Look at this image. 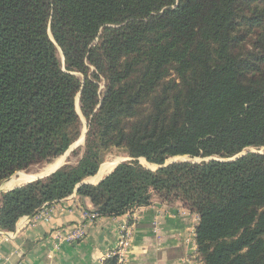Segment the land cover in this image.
Returning a JSON list of instances; mask_svg holds the SVG:
<instances>
[{"label":"trees","instance_id":"16d2710c","mask_svg":"<svg viewBox=\"0 0 264 264\" xmlns=\"http://www.w3.org/2000/svg\"><path fill=\"white\" fill-rule=\"evenodd\" d=\"M78 98L81 159L0 193L1 231L75 193L108 218L157 199L199 217L203 264H264V0H0V184L80 139Z\"/></svg>","mask_w":264,"mask_h":264},{"label":"crops","instance_id":"0c3cea01","mask_svg":"<svg viewBox=\"0 0 264 264\" xmlns=\"http://www.w3.org/2000/svg\"><path fill=\"white\" fill-rule=\"evenodd\" d=\"M116 158H121L122 163L128 159L120 155L113 157ZM67 159L64 157V161ZM20 173L1 183L0 192L26 185L29 181L7 190ZM96 176L86 182L99 184L102 180L93 182ZM94 211L89 198H80L75 193L35 217L21 218L13 232L0 230V264H104L114 257L112 254L124 231L130 237L128 257L132 264H203L196 245L199 217L179 204L167 205L156 199L150 206L120 217H99L92 224L86 220L85 213ZM76 227L86 231L82 241L70 243L62 239Z\"/></svg>","mask_w":264,"mask_h":264},{"label":"built area","instance_id":"2783aa9c","mask_svg":"<svg viewBox=\"0 0 264 264\" xmlns=\"http://www.w3.org/2000/svg\"><path fill=\"white\" fill-rule=\"evenodd\" d=\"M85 218L89 223H94L99 216L94 212H86ZM86 236V231L83 227H76L74 230H70L62 237L63 240L75 243L82 241ZM130 248V237L127 232H122L117 250L112 254V256L117 257V264H132L128 257Z\"/></svg>","mask_w":264,"mask_h":264},{"label":"rangeland","instance_id":"374dc122","mask_svg":"<svg viewBox=\"0 0 264 264\" xmlns=\"http://www.w3.org/2000/svg\"><path fill=\"white\" fill-rule=\"evenodd\" d=\"M78 105L80 106V103L78 104L77 102H76V106H77V111H78ZM79 112V111H78ZM79 115L81 116V120H82V125H83V127H82V135H83V133H84V131H85V128H87V122H86V119L82 116V113H81V109H80V113H79ZM82 135H81V137H82ZM81 137H80V139L74 144V146L75 145H77L78 143H80V140H81ZM85 144V143H84ZM83 147V146H82ZM82 147L80 148V149H78V151H80V156H78V157H71L70 155L67 157L68 159H70L71 161H70V164H72V165H75V164H77V162H78V160L79 159H81V157H82V155H83V150H82ZM248 151H250V152H257V150L256 149H249ZM261 151H264V150H261ZM261 151H259V152H261ZM120 156H123V155H120ZM64 157H65V155L64 156H62V157H60V158H63V161H64ZM113 157H117V154H110V155H108L107 156V158H106V160H105V162L103 163V166H105L108 162H111V161H113V160H116V159H119L120 161H121V158H116V159H113ZM59 158V159H60ZM67 159V160H68ZM180 159V158H179ZM187 160H189L190 162H196V161H200L199 159H193V160H191V159H189V158H186ZM58 160V159H57ZM57 160H55L53 163H51V164H47V165H45V166H43V167H41V168H34V169H32L31 171H29V172H22V173H27V175H29V174H35L36 175V173H40V172H45V170L50 166V165H52V164H54ZM119 161V162H120ZM146 161V160H145ZM143 159L141 160V164L144 166V167H146V168H152V166L151 165H149L147 162H145ZM66 162V160L64 161V163ZM118 162V163H119ZM63 163V162H62ZM69 162L67 161L65 164H68ZM64 164V165H65ZM63 165V166H64ZM102 166V167H103ZM102 167H101V169H102ZM100 169V170H101ZM19 173V172H18ZM42 173V174H43ZM17 174V173H16ZM15 174V175H16ZM98 175V174H97ZM14 177H16V176H14ZM13 178V177H12ZM92 178V177H91ZM88 179H90V178H88ZM88 179H86L85 180V182L88 180ZM74 195V194H73Z\"/></svg>","mask_w":264,"mask_h":264},{"label":"bare ground","instance_id":"6f19581e","mask_svg":"<svg viewBox=\"0 0 264 264\" xmlns=\"http://www.w3.org/2000/svg\"><path fill=\"white\" fill-rule=\"evenodd\" d=\"M78 111L80 112L79 105H78ZM82 141H83V137H81L80 142H82ZM62 161H63V158L58 159L54 164L50 165L45 170L44 174H49V173L53 172L55 169H57L62 164ZM119 161H120L119 159H116V160H113L111 162H108L105 166H103L102 169L100 170L99 174L93 179V182L98 183L106 175L110 174L112 172V170L115 168V166L118 164ZM44 174H42V175H44ZM22 177H25V178H24V180L21 181ZM34 178H35L34 175H26L25 173H20L19 178L18 179L15 178L16 180L12 181V184H10L8 186L7 190L14 188L15 186H19V185L21 186L22 183L31 181Z\"/></svg>","mask_w":264,"mask_h":264},{"label":"water","instance_id":"95a60500","mask_svg":"<svg viewBox=\"0 0 264 264\" xmlns=\"http://www.w3.org/2000/svg\"><path fill=\"white\" fill-rule=\"evenodd\" d=\"M77 103L79 104V98H78V100H77ZM79 110H80V106H79ZM78 113H80V112H78ZM86 133H87V128H85V131H84V133H83V135H82V137H83V141L82 142H80V143H78L77 145H73L67 152H66V154H65V157L67 158L75 149H77L78 147H80V146H82V145H84V143H85V139H86ZM243 155H245V152H243V153H241V154H239V155H237L235 158H233L232 160H236V159H238V158H240V157H242ZM180 158V159H179ZM186 158H189V157H187V156H185V157H176V158H172V159H170V160H168L167 162H166V164L165 165H163V166H157V165H153V164H150V163H148L147 161V163L149 164V165H151L152 166V168H147V169H149V170H151V171H157L158 169H160V168H162V167H166V166H168L169 164H172V163H175V162H178V161H185V162H187V161H189V160H187ZM190 159V158H189ZM129 160H131V159H127V160H125V161H129ZM141 160L142 159H140V162H141ZM200 160V159H199ZM125 161H123V162H125ZM200 161H202V160H200ZM200 161H196V162H200ZM122 162H120L119 164H121ZM119 164H117V166L119 165ZM116 166V167H117ZM115 167V168H116ZM61 167H59V168H57L56 170H54L53 172H51V173H49V174H45V175H37V176H35V178L32 180V181H29L28 183H26V185L27 184H29V183H32V182H35V181H37V180H40V179H43V178H46V177H48V176H51L52 174H54L57 170H59ZM12 178V177H11ZM10 179H8V180H6V181H9ZM86 184H88V182H85ZM9 191H11V190H9ZM9 191H5V192H9ZM4 191H1L0 193H3ZM0 233H1V231H0Z\"/></svg>","mask_w":264,"mask_h":264}]
</instances>
